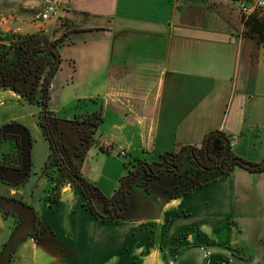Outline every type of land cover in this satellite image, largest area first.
<instances>
[{
  "label": "crops",
  "instance_id": "crops-1",
  "mask_svg": "<svg viewBox=\"0 0 264 264\" xmlns=\"http://www.w3.org/2000/svg\"><path fill=\"white\" fill-rule=\"evenodd\" d=\"M34 1L38 9L41 0ZM64 3L59 20L39 23L32 17L20 37L8 25L12 15H2L0 53L20 38L44 43L70 32L59 47L48 105L59 117L73 118L77 110L63 113L71 101L67 89L83 78L75 107L100 109L103 120L100 143L84 151L81 171L105 195L127 173L111 156H122L120 148L126 162L140 159L158 167L183 146L200 148L219 130L230 140L231 155L264 162V45L245 35L235 1ZM67 61L70 74L58 81ZM40 110L19 92L0 88V139L20 134L24 150L21 169L0 165V264H230L250 235L258 242L250 264H264V168L234 164L178 194L136 185L124 217L102 219L70 184L58 202H49V143L38 124ZM30 162V177L17 183ZM96 208L104 212L101 203ZM37 220L39 238L32 234Z\"/></svg>",
  "mask_w": 264,
  "mask_h": 264
},
{
  "label": "trees",
  "instance_id": "trees-1",
  "mask_svg": "<svg viewBox=\"0 0 264 264\" xmlns=\"http://www.w3.org/2000/svg\"><path fill=\"white\" fill-rule=\"evenodd\" d=\"M242 21L244 24L245 35L253 38L258 44L264 45V15H261L259 12H255L247 17L242 15ZM69 33L70 32H64L62 36L55 39V42L58 46H61L66 41V37L69 35ZM49 85L50 80L47 81L43 88L41 97L42 110L38 114V124L45 139L49 143V155L44 166V172L47 179L52 184L50 188V192L52 193L50 197L51 203L53 204L60 200L61 190L65 184H71L73 187L82 192L83 196L85 197V205L95 216L110 220L115 218H123V213L121 214V212L117 211L112 213L108 209L110 206H119L121 210H125L128 207V199L133 186L138 179L134 177L131 178L130 175L123 176L119 188L112 195L108 196L101 191L95 182L87 179L81 171V163L79 159L80 155L78 152L83 153L89 147L100 143V138H98V128L103 120L102 110L97 109L93 111H80L79 113L75 114L74 119L63 123L64 125L61 129L64 130L66 136L68 137V139L64 141L61 138H58L56 134L60 129L58 125H62V118H60L53 110H51L48 105ZM0 88L13 89L19 92L30 103H34L36 99L35 96L27 94V92L20 90L15 84H12L9 78H6L5 75L0 79ZM84 125L89 128L88 135L79 136L76 130L79 126ZM210 133L211 135L209 137L208 143L206 144V136L204 143L200 148L195 146H188L190 148L186 146L182 147L187 153L193 155L197 164V172L192 178V183L187 188H184V191L206 184L210 180L214 179L219 173H227L232 169L234 164L242 166L241 162L246 161L229 153L230 140L224 132L216 130ZM18 135L19 138L15 143L12 144L10 150L3 154L0 165H3L4 167H13L16 169L21 167L23 150L21 135ZM8 136L15 137V134H9ZM225 140H227L228 155L230 156V159L237 157L238 160L233 161L228 168L207 174L208 169L204 164L200 163L199 156H202L206 148L210 149V147H215L223 154L226 148ZM80 147H82V150L78 151L77 149ZM174 156L175 154H171L170 156L166 157L163 156V163H165L168 158L172 159ZM139 164L151 171L147 173V179L156 178L161 173V170L154 171V166H151L146 162L143 164V162L140 161ZM130 171L131 168L128 169V172ZM30 174L31 162L25 177L17 183L22 184L23 182L27 181ZM138 185L146 187L144 183H138ZM96 203H101L105 207L106 210L104 213L98 212ZM12 214L14 213L12 212Z\"/></svg>",
  "mask_w": 264,
  "mask_h": 264
},
{
  "label": "flooded vegetation",
  "instance_id": "flooded-vegetation-1",
  "mask_svg": "<svg viewBox=\"0 0 264 264\" xmlns=\"http://www.w3.org/2000/svg\"><path fill=\"white\" fill-rule=\"evenodd\" d=\"M31 39L20 38L4 47V49L0 53V79L2 78V76L5 75V77L9 78L11 83L15 84L20 90L27 92V94L35 96L36 99L34 103H38L41 106V110H42L41 97H42L44 85L47 83V81L49 80L51 81V78L56 74L60 66V62H61V58L59 57L60 46L57 45L55 40H52L50 42L37 43L33 41V39L32 40ZM58 58H60V61L57 67L55 68ZM74 118L75 116L69 119L62 118L61 120L62 125L61 124L58 125L60 129L56 133L58 138H61L64 141L68 139L64 130H62L61 128L64 125L63 123L67 122L64 119L70 121ZM0 131H2L1 128ZM76 131L79 134V136H87L89 132V128L85 125L79 126ZM9 134H15V137H9L8 136ZM18 138L19 135L16 133H7L4 137L0 139L1 156H3L4 153L10 150V147L12 146L13 143L17 141ZM5 141L7 142L9 147H7L6 149L4 148L5 149L4 150L1 149V147L3 142ZM77 150L81 151L82 147H80ZM224 152L222 154L215 147L214 148L210 147V149L206 148L202 156H199L200 163L204 164L208 169L207 174L210 172H217L227 167L231 159L230 156L228 155L229 154L228 151L226 155H224ZM78 153L80 155L79 159L81 163L84 152L83 153L78 152ZM185 159H188L193 164L194 171L190 175L191 179H189V183H185V186L182 189H176L172 191L173 193L176 194H178L179 191H182L184 188H187L192 183V178L195 176L197 172V164L193 155L187 153L186 150L181 148L180 151H178V153L175 154L174 157H172V159L168 158V160L165 161V163H163L164 161L163 160L160 162L158 167L156 166L153 167L154 171L161 170V173L156 177V178H161V176L164 175L165 173H176L181 163L184 162ZM149 171L150 170H148V168L143 167L141 164H139L136 165L133 169H131L130 172H127L126 175L127 176L130 175L131 178L134 177L138 179L137 180L138 182L136 181L134 186L136 185L139 186L138 183H144V185H146L147 183L146 179L148 176L147 173H149ZM142 187L146 188L147 185L146 187L145 186ZM169 190L170 189H167L166 191ZM131 194L128 199V207L125 210H121L119 206H110L108 210L112 213L116 211L121 212V214L127 212L129 210ZM105 210L106 209L103 206V211ZM39 233H40V225L37 220L32 234L36 235V237L39 238L40 237Z\"/></svg>",
  "mask_w": 264,
  "mask_h": 264
},
{
  "label": "rangeland",
  "instance_id": "rangeland-1",
  "mask_svg": "<svg viewBox=\"0 0 264 264\" xmlns=\"http://www.w3.org/2000/svg\"><path fill=\"white\" fill-rule=\"evenodd\" d=\"M35 4H36V2L34 0H0V18L2 15H5V16L12 15L13 19L10 22L8 21V25H12V26L14 25V27H20L22 29V28L27 27V26L32 24L33 14L37 10V7ZM65 8L61 11L60 16L57 18V20H59L61 18L62 12L65 10ZM261 15H264V14H261ZM65 26H67V28H68L69 24L66 25V23H65ZM63 54L65 56L67 55L68 59H70L71 55H72V54L68 55L66 51H64ZM60 55H61V53H60ZM73 59H75V58H73ZM73 59H71V60H73ZM69 66H72V65L69 64L68 61H67V63L64 64V67L62 66L63 71H61L59 76H57L58 81L70 74L71 68ZM82 79L83 78L80 77V78H77L75 80L74 84H72V82L70 83L69 88L67 89V96L70 98L71 101L68 103V105H66V110L63 113H67L68 115H74L73 114L74 111L77 110L78 112H80L83 110L82 107H84V108L86 107V106H82L81 108L75 107L77 104V100H78L77 95L82 94L84 92V86H83L84 81ZM88 102H89L90 106L94 105L95 107H97V105H98V107H100L99 103H94L92 100H89ZM99 132L100 133H98V138L101 137V133H102L101 131H99ZM7 147H9L7 142L6 141L3 142L1 149L7 148ZM107 147H109V145H107ZM118 150H124L125 151V149H123V148H120ZM111 156H113L114 158L117 159V161L120 162V167L126 172H128V169H130V168L133 169L136 165H139V163H140V159L130 160V161L126 162L125 156L114 155V154H111ZM142 162H143V164H145V162H146L151 166L156 165V163H157V162H151L150 163L148 161H142ZM114 167H116L115 163H111V167L108 166V168H112V169H114ZM128 167H130V168H128ZM193 171H194L193 170V164L188 159H185L184 162L181 163V165H180L179 169L176 171V173H165L164 175L161 176V178L146 179V182H147L146 185H148L152 189L162 188V187H167L171 191L176 190V189H182L185 186V183H189V179H191L190 175L193 173ZM2 186H3V184L0 181V189L4 188ZM51 195H52V193L49 192L48 200L50 203H51V201H50ZM26 224L28 225L29 222L26 223V220H25V225H24L25 227H26ZM4 237H5L4 232L0 230V242ZM242 243H243L242 251L239 252L235 248V251H234L235 256L231 257V263L230 264H250L251 260L256 258L255 255H256V251H257L256 248H257L258 242L253 240V236L250 235V238L247 241H244ZM239 245H241V243Z\"/></svg>",
  "mask_w": 264,
  "mask_h": 264
},
{
  "label": "built area",
  "instance_id": "built-area-1",
  "mask_svg": "<svg viewBox=\"0 0 264 264\" xmlns=\"http://www.w3.org/2000/svg\"><path fill=\"white\" fill-rule=\"evenodd\" d=\"M237 3L238 8L242 15L245 17L259 12L264 14V0H233ZM65 8L64 0H41L40 6L33 14V20L35 22L44 23L53 19H57L60 16L61 11ZM14 37H20L22 35V29L20 27H14L11 29ZM234 141V140H232ZM120 154L125 156L124 150H120Z\"/></svg>",
  "mask_w": 264,
  "mask_h": 264
},
{
  "label": "water",
  "instance_id": "water-1",
  "mask_svg": "<svg viewBox=\"0 0 264 264\" xmlns=\"http://www.w3.org/2000/svg\"><path fill=\"white\" fill-rule=\"evenodd\" d=\"M59 57H60V54H59ZM59 61H60V58H58L57 64L55 65V68L57 67ZM64 120L68 121L67 119H64ZM5 127H6V125H5ZM3 129H4V127H3ZM4 133H5V132H3V134H4ZM210 135H211V133H209V134L207 135V138H206V144H207L208 141H209V137H210ZM21 137H22V136H21ZM225 144H226V148H225L224 155H226V154H227V151H228L227 140H225ZM22 150H23V147H22ZM23 155H24V150H23V154H22V162H21V166H22V164H23ZM235 160H238V158H237V157L232 158V159L229 161V163H228V165H227L226 168H228V167L230 166V164H231L233 161H235ZM29 164H30V163H29ZM241 164H242L244 167L249 168V169H260V168H264V162L253 163V162H250V161H242ZM15 169H16V168H15ZM19 169H21V167H20ZM27 170H28V169H27ZM26 172H27V171H26ZM25 175H26V173H25ZM22 179H23V178H22ZM22 179H21V180H22ZM8 212H9V211H8Z\"/></svg>",
  "mask_w": 264,
  "mask_h": 264
}]
</instances>
